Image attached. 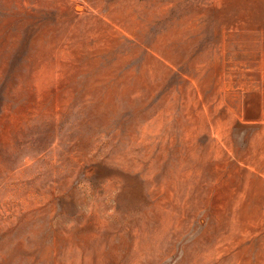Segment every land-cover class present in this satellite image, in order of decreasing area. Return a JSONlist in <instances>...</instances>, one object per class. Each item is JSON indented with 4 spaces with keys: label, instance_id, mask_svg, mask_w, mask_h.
<instances>
[{
    "label": "rangeland",
    "instance_id": "1",
    "mask_svg": "<svg viewBox=\"0 0 264 264\" xmlns=\"http://www.w3.org/2000/svg\"><path fill=\"white\" fill-rule=\"evenodd\" d=\"M0 264H264V0H0Z\"/></svg>",
    "mask_w": 264,
    "mask_h": 264
},
{
    "label": "bare ground",
    "instance_id": "2",
    "mask_svg": "<svg viewBox=\"0 0 264 264\" xmlns=\"http://www.w3.org/2000/svg\"><path fill=\"white\" fill-rule=\"evenodd\" d=\"M76 8V7H75ZM81 9V8H80Z\"/></svg>",
    "mask_w": 264,
    "mask_h": 264
}]
</instances>
